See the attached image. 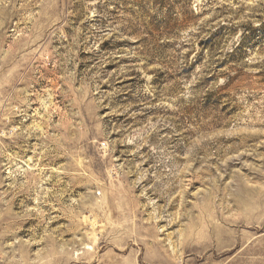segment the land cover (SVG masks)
Segmentation results:
<instances>
[{"label":"rangeland","instance_id":"obj_1","mask_svg":"<svg viewBox=\"0 0 264 264\" xmlns=\"http://www.w3.org/2000/svg\"><path fill=\"white\" fill-rule=\"evenodd\" d=\"M0 264H264V0H0Z\"/></svg>","mask_w":264,"mask_h":264}]
</instances>
